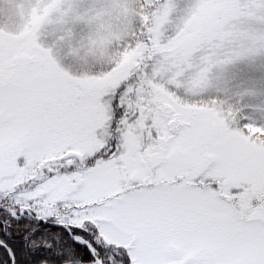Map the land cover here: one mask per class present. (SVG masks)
I'll return each mask as SVG.
<instances>
[{"label": "rangeland", "instance_id": "374dc122", "mask_svg": "<svg viewBox=\"0 0 264 264\" xmlns=\"http://www.w3.org/2000/svg\"><path fill=\"white\" fill-rule=\"evenodd\" d=\"M263 133L264 0H0V204L132 264H264Z\"/></svg>", "mask_w": 264, "mask_h": 264}, {"label": "trees", "instance_id": "16d2710c", "mask_svg": "<svg viewBox=\"0 0 264 264\" xmlns=\"http://www.w3.org/2000/svg\"><path fill=\"white\" fill-rule=\"evenodd\" d=\"M123 88L121 85L117 91ZM113 108L116 113L117 101L113 102ZM112 125L105 149L117 146V121ZM246 129L252 130V126ZM93 160L89 159L90 163ZM52 222L53 219L41 221L28 214L15 218L7 208L0 207V264H97L96 256L103 264H132L127 249L106 243L95 227L70 225L68 229ZM77 236L87 241L94 253L86 244L75 240Z\"/></svg>", "mask_w": 264, "mask_h": 264}, {"label": "water", "instance_id": "95a60500", "mask_svg": "<svg viewBox=\"0 0 264 264\" xmlns=\"http://www.w3.org/2000/svg\"><path fill=\"white\" fill-rule=\"evenodd\" d=\"M24 210L28 212V209L24 208ZM30 215H31V214H30ZM36 219H37V220H42V219L39 218V217H36ZM52 224H53V225H57V226H61V227H65V225H64V224H61V223L52 222ZM83 242H84L86 245H88L84 240H83ZM88 248H89V250L91 251V253H94V251H93V249H92L91 247L88 246ZM96 261H97L98 264H102V262L100 261V259H98L97 257H96Z\"/></svg>", "mask_w": 264, "mask_h": 264}, {"label": "flooded vegetation", "instance_id": "af4514ba", "mask_svg": "<svg viewBox=\"0 0 264 264\" xmlns=\"http://www.w3.org/2000/svg\"><path fill=\"white\" fill-rule=\"evenodd\" d=\"M2 204L4 205V207L7 205V204H6V201H4ZM22 216H23V215H22Z\"/></svg>", "mask_w": 264, "mask_h": 264}]
</instances>
